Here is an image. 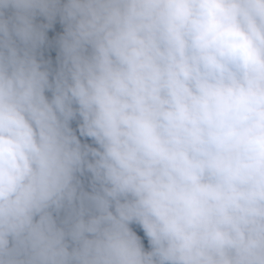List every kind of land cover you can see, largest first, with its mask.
Here are the masks:
<instances>
[{"label":"clouds","instance_id":"1","mask_svg":"<svg viewBox=\"0 0 264 264\" xmlns=\"http://www.w3.org/2000/svg\"><path fill=\"white\" fill-rule=\"evenodd\" d=\"M0 264H264V0H0Z\"/></svg>","mask_w":264,"mask_h":264}]
</instances>
